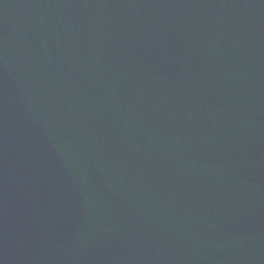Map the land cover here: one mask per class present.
<instances>
[{
    "label": "water",
    "instance_id": "95a60500",
    "mask_svg": "<svg viewBox=\"0 0 264 264\" xmlns=\"http://www.w3.org/2000/svg\"><path fill=\"white\" fill-rule=\"evenodd\" d=\"M0 264H264V0H0Z\"/></svg>",
    "mask_w": 264,
    "mask_h": 264
}]
</instances>
